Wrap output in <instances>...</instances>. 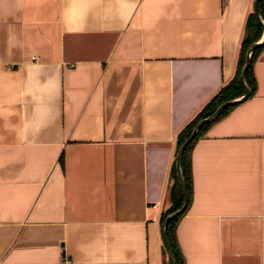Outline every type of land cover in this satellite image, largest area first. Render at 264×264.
Masks as SVG:
<instances>
[{
	"label": "crops",
	"instance_id": "obj_1",
	"mask_svg": "<svg viewBox=\"0 0 264 264\" xmlns=\"http://www.w3.org/2000/svg\"><path fill=\"white\" fill-rule=\"evenodd\" d=\"M253 0H0V264H167L176 136L234 77ZM255 92L190 149L184 264H264Z\"/></svg>",
	"mask_w": 264,
	"mask_h": 264
},
{
	"label": "trees",
	"instance_id": "obj_2",
	"mask_svg": "<svg viewBox=\"0 0 264 264\" xmlns=\"http://www.w3.org/2000/svg\"><path fill=\"white\" fill-rule=\"evenodd\" d=\"M258 8L260 9V13L264 19V0H260L259 4H258ZM245 26L247 28H249V33L248 36L245 40L242 41V48L241 51L239 53L238 56V62H237V67H236V71L234 74V77L232 79H230L229 81H227V83L225 85H223L218 92L212 97V99H210L205 105H203L201 107V109L196 113L195 116H193L189 121H187L185 123V125L180 129V131L178 132L177 136H176V148H175V154L179 148V146L181 145V143L184 141V138H186V136L189 135V133L191 132V130L194 128V126L196 125V122L201 119L204 116H207L209 114L212 113V111L216 108V106L218 104H220L223 101H226L230 98L233 97H237L240 96L244 93L243 90V86L241 84L240 81V69L243 65V62L245 60L244 55H245V51L247 46L258 39V37L261 35L262 32V25H260L259 21L256 20L254 12H250V14L248 15L247 19H246V24ZM264 46V43H262L261 45H259L258 47H256L252 54H251V60L250 63L245 71L246 74V81L249 85V88L251 90V93L248 97H250L251 95H253V93L255 92V77L254 74L252 72V68H253V63L255 61V57L257 56V54L259 53L260 49ZM247 97V98H248ZM238 103L235 104H230L228 105L225 109H223L221 111V113L211 122L209 123H203V125L200 127L199 131L197 132V134L193 137L192 141L186 145L183 153H182V159H181V168H182V173L184 174V178H185V188L187 189V194H188V199H187V203H186V207L183 210V212H181L180 214H178L177 216L173 217L172 219L169 220V223L167 224L165 233H166V237H168L169 239V243H170V247L172 250V253H174L175 255V259L177 264H184V257L183 254L180 252L179 246H178V242H177V238L175 237V226L177 224V220L183 215V213L188 209L191 198H192V194H193V188H192V172L190 169V149L191 147L194 145V143L197 141V139L202 136L206 130L213 124V122H215L216 120L220 119L221 117H223L224 115H226L228 113V111ZM175 157V155H174ZM175 159L174 158L171 168H170V173L175 175L176 179L175 182L173 183V185L171 186V200H172V206L167 209V211L162 212L161 217H160V222L163 220V218L167 215V213H169L170 211L177 209L179 207H181V204L183 202V190L181 189L179 180L177 178V175L175 173ZM167 264H171L170 259L168 258V262Z\"/></svg>",
	"mask_w": 264,
	"mask_h": 264
},
{
	"label": "water",
	"instance_id": "obj_3",
	"mask_svg": "<svg viewBox=\"0 0 264 264\" xmlns=\"http://www.w3.org/2000/svg\"><path fill=\"white\" fill-rule=\"evenodd\" d=\"M260 0H253V5H252V10L254 12L255 18L257 21H259L260 25H262V32L261 35L258 37L257 40L251 42L245 51V55H244V62L243 65L240 69V81L241 84L243 86V90L244 93L240 96L237 97H233L230 98L226 101L221 102L220 104H218L216 106V108L212 111L211 114L202 117L201 119H199L196 122V125L194 126V128L191 130V132L189 133L188 136H186V138H184V141L181 143V145L179 146L176 154H175V173L177 175V178L179 180L181 189L183 190V202L181 204V207L174 209L172 211H170L169 213H167V215L163 218V220L161 221V226H160V235L164 244V250H165V254H167V257L170 259L171 264H177L176 259H175V255L174 253H172L171 247H170V243H169V239L168 237H166V227L167 224L169 223V220L172 219L173 217L177 216L178 214H180L181 212H183V210L185 209V207L187 206V199H188V194H187V189L185 188V178H184V174L182 173V168H181V159H182V153L186 147V145H188L193 137L197 134V132L199 131L200 127L203 125V123H209L212 120H214L223 109H225L228 105L230 104H235V103H240L242 101H244V99H246L250 93L251 90L249 88V85L246 81V74L245 71L250 63L251 60V54L253 52V50L258 47L259 45H261L262 43H264V19L260 13V9L258 8V4H259ZM249 33V28L245 29V32L243 34V40H245L248 36ZM175 175L171 174L168 184H167V191H166V195H165V201H164V206L162 209V212L167 211V209H169L172 205V200H171V186L173 185V183L175 182Z\"/></svg>",
	"mask_w": 264,
	"mask_h": 264
}]
</instances>
